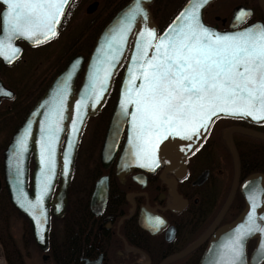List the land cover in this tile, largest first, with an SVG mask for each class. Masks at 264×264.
<instances>
[{"label": "snow or ice", "instance_id": "obj_1", "mask_svg": "<svg viewBox=\"0 0 264 264\" xmlns=\"http://www.w3.org/2000/svg\"><path fill=\"white\" fill-rule=\"evenodd\" d=\"M69 2L0 0L5 6L0 13L3 33L0 57L9 63L18 57L21 49L14 44L17 38L39 45L56 37L57 26ZM208 3L209 0H189L173 25L162 34L146 23L138 32L120 100V115L129 124L130 157L141 167L154 171L161 163L158 155L161 146L169 139L189 141L176 146L181 152L193 150L191 141L203 138L213 118L221 114L264 122V24L255 23L238 31H217L202 21L201 9ZM250 14V10L239 9L234 16V27ZM138 18L147 21L149 15L142 0H133L105 33L84 93L76 102L78 110L87 107L88 100L99 103ZM75 67L74 63L72 68ZM72 76L69 70L42 105L45 112L44 120L39 122L38 141L41 168L36 177L34 200L28 198L23 179L24 154L32 135L31 120L16 137L12 148L10 163L15 171V199L34 220L41 239L47 223L44 200L53 186L56 142L64 130L61 122L65 119V100ZM0 93L12 95L2 88ZM73 130H77L76 121H73ZM72 147L70 139L68 148ZM68 164L69 153L65 152V170ZM260 197H264V188L249 193L246 219L220 245L213 264H246L245 241L257 233L262 239L254 259L256 264L264 261V215L257 213L262 202ZM164 223L157 216L150 219L149 226L158 231Z\"/></svg>", "mask_w": 264, "mask_h": 264}, {"label": "flooded vegetation", "instance_id": "obj_2", "mask_svg": "<svg viewBox=\"0 0 264 264\" xmlns=\"http://www.w3.org/2000/svg\"><path fill=\"white\" fill-rule=\"evenodd\" d=\"M128 1L71 0L57 26L56 37L39 45L17 38L14 44L21 49L18 57L11 63L0 57V88L12 93L11 96L0 93V264H213L217 254L208 253L219 251L220 245L233 233L234 222L245 208L240 185L252 175H259L264 180V139L234 132L232 141L240 170L237 189L227 204L234 183L233 156L226 140L227 133L232 129H244L264 135V122L219 119L203 144L187 158L186 173L181 177L164 172L163 167L152 173L133 170L118 176L116 160L103 169L98 159L88 177L79 179L82 178L78 173L79 163L75 164L65 212L60 217L50 216L47 248L43 250L35 243L25 217L10 204L4 181L3 153L19 126L63 69L58 70L54 52L49 68L40 70L45 56L42 53L57 42L65 23L82 12L92 24H103L97 30L96 38L105 23ZM155 2L153 0L149 9L156 22L152 11ZM4 8L0 3V13ZM258 20L264 23V20ZM206 22L224 29V25ZM91 48L87 54L79 55L86 60ZM82 73L77 77L75 91ZM220 122L226 127L217 130L213 140L221 134L225 155L220 146L211 151L207 146L211 132ZM228 165L232 176L227 173ZM33 167L30 157L29 178ZM103 176L107 177L106 200L102 211L95 214L90 209V199L96 182ZM57 187L58 183L54 194ZM79 200L83 202L73 207L72 203ZM79 206H83L87 216L84 221L74 223L71 217ZM157 216L165 223L154 231L149 221ZM65 217L69 219L66 223L63 222ZM261 239V234L257 233L245 241L246 264H256L254 258Z\"/></svg>", "mask_w": 264, "mask_h": 264}, {"label": "water", "instance_id": "obj_3", "mask_svg": "<svg viewBox=\"0 0 264 264\" xmlns=\"http://www.w3.org/2000/svg\"><path fill=\"white\" fill-rule=\"evenodd\" d=\"M71 1V0H70ZM214 0H209V3L201 9V15H202V21H203V11L204 9L213 2ZM152 2V0H142L143 6L145 7L146 11L148 12L149 19L147 21H144L142 18H138L137 24L133 27V30L131 33H129L128 36V41L125 45V49L123 54L119 57L118 62L116 63V66L112 69V75L109 77L108 82H107V88L106 91L104 92L102 98L100 99L99 103H95L93 100H88L87 102V107H84L82 110H78L76 107V102L80 100L81 95L84 93V86L88 83V73L91 70V66L93 64L94 59L97 56V48L100 46L105 33L109 30V28L114 24V22L117 20V18L120 16V14L127 9L128 6H130L133 3V0H130L126 5H124L112 18L111 20L104 26L102 31L99 33L97 36L93 48L91 50V53L85 63L84 69H83V75H82V80L80 83V86L77 90L76 93H74V85L75 81L82 70V66L84 63V58L80 55H77L73 57L69 63L65 66V68L57 75V77L52 81L51 85L47 88L46 92L44 95L41 97V99L38 101V103L32 108L28 116L26 117L25 121L19 126L17 131L15 132L14 136L12 137V140L7 147V149L3 153V159H4V181H5V186L8 191V196L9 200L11 203V206L13 207L14 210H16L18 213L23 215L25 219L27 220L29 227H30V232L32 235V238L34 239L35 243L43 250L47 248V233H48V227H49V219L50 216H57L60 217L64 214L65 208L67 205V190L68 186L70 183L71 175H72V170H73V164H74V158H75V152L77 148V144L81 135L82 128L85 124V121L89 117L95 116L99 110L102 108L107 96L109 95L111 86H112V81L113 77L116 73V71L120 68L121 64L125 62L121 82L119 85L118 89V94H117V99L116 103L114 106V109L112 111L107 130L103 139L101 151H100V163L103 169H106L110 163L114 160L122 135L125 133V137L123 140L122 147L120 149V152L117 156L116 159V174L118 176H123L132 170H139L144 173H151L153 170H150L148 168L141 167L140 164L134 162V160L130 157L129 154V145L127 143L128 141V135H129V124L126 122L125 118H122L120 115V100L122 98V92H123V87L125 80L127 79L128 72L127 69L130 66L131 63V56L134 51V46L137 40V35L138 32L143 29L145 23L148 24L150 27H155L156 31V25L154 24L151 14L149 12L148 6ZM189 0H186L185 4L180 8V10L176 13V15L172 18V20L168 23V25L161 31L160 34H162L165 30H167L171 25H173L175 18L177 15L185 8V6L188 4ZM70 3V2H69ZM258 6L264 13V0H257ZM67 7V6H66ZM245 9L242 6H237L233 9L232 11V17L231 21L229 24V30L227 31H238L242 30L244 28L237 29V27L242 24L246 19L243 21L239 22L238 24L235 25L234 27V16L239 11V9ZM66 9V8H65ZM247 10V9H246ZM62 17V16H61ZM204 23V22H203ZM260 23V22H256ZM205 24V23H204ZM255 24V23H253ZM262 24V23H260ZM215 28V27H213ZM217 30V28H215ZM218 31V30H217ZM220 32H226V31H220ZM24 39V38H22ZM132 39V42H131ZM25 41H28L29 43L33 44L27 39H24ZM131 42V44H130ZM130 46V48H129ZM129 48V50H128ZM76 64L75 68H72L73 64ZM71 70L73 72V76L71 80L69 81V91L67 98L65 100V111H64V116L65 119L61 122L63 131L59 133V140L56 142V168H55V175L53 176L52 179V188L49 190L48 195L45 197L44 200V207L46 211V216H47V223L44 226L43 229V238L37 234V225L35 224L34 220L32 217L25 212L17 203L15 199V184H14V175L15 171L14 168L12 167L10 160L12 157V148L15 142L16 137L23 132L24 128L27 126V122L31 120L32 123V135L29 137V143H28V151L24 154V190L28 194V198L30 200H34L37 192L36 188V177L39 175L40 172V149H39V144L38 141L40 140L41 137V132H40V124L39 122L44 120V112L45 108L42 107L44 102L46 100H49L50 97L52 96L54 90L56 89L57 85L60 84L67 72ZM139 83V81L137 82ZM94 105V106H93ZM131 110V106H130ZM82 116V119H79L78 117ZM218 117H230V118H240L244 119L247 121H252L259 123L258 121L252 119L251 117H234V116H225V115H219ZM214 117V119L218 118ZM127 119H130L127 118ZM73 121H76V131L73 130ZM211 125V123H210ZM209 125V127H210ZM209 130V128H208ZM205 133L204 137L199 139V140H193L191 141L193 145V150L197 148L200 143L203 141L205 136L208 133ZM241 133V134H248L251 136H255L258 138L264 139V135L254 133V132H249L246 130L242 129H232L227 133L226 140L227 143L230 147L232 156H233V164H234V184L233 188L230 193L229 200L227 204L230 202L232 199L236 187H237V179L239 176V162H238V156L235 151L231 135L234 133ZM64 138V142L62 145V141ZM72 139L73 141V147L71 149L68 148L69 140ZM189 141H184L179 138H174V139H169L164 142V144L161 146V151L158 153V155L161 157V163L158 167L162 166L164 167V172L171 173L173 175H176L178 177H181V175H184L186 173V167H185V162L187 157L192 153L193 150H188L185 152H181L177 145H183L187 144ZM62 145V149H61ZM65 152L69 153V164L67 170L63 168V163H64V154ZM29 157H32L33 162H34V168L30 176V184L28 187V160ZM157 167V168H158ZM156 168V169H157ZM57 178L60 180V185L58 187V190L56 194L52 197L54 187L57 181ZM107 177L103 176L98 179V181L95 184L94 190L91 195L90 199V209L93 211L95 214H99L102 211V208L104 206L105 200H106V195H107V185H106ZM247 185V187H245ZM264 188V180L261 179L259 175H252L248 179H246L240 186L239 190L241 191L244 200H245V208L241 215L238 217V219L234 222L235 227L242 223L246 219V214L249 211V201L247 199L249 193L262 189ZM261 199V207L257 209L258 215H264V197H260ZM97 208L98 210H95ZM100 209V210H99ZM217 254L215 252H209L208 255H213Z\"/></svg>", "mask_w": 264, "mask_h": 264}, {"label": "rangeland", "instance_id": "obj_4", "mask_svg": "<svg viewBox=\"0 0 264 264\" xmlns=\"http://www.w3.org/2000/svg\"><path fill=\"white\" fill-rule=\"evenodd\" d=\"M181 1L182 0H156V2L152 5V11L155 13L154 15H156V23L162 27L170 16L177 10ZM256 2L257 0H216L212 6H209L205 10L206 21L214 25H224L223 28L227 29L226 25L230 22L231 11L238 5L248 7L253 11L252 20H264L262 13L258 12L256 9ZM102 25L103 24H100V26L92 24L88 18L82 14V12L78 14V17H73L67 21L57 38V42L51 44L46 53H42V55L45 56L44 58L42 57L40 70L44 71L49 68L50 64L54 60V52L57 56L58 70H61L64 67L63 65L67 60H69V58L76 55L74 53L86 54L92 46L95 35L98 32L97 30H99ZM115 95L116 93L114 91L113 98H115ZM113 98L110 99L106 110L103 112V117L101 116V119H96L91 122L82 139V143L77 153V164L79 163L80 170L78 173L80 174L79 177H82H78L79 179H86V177H88L87 174L92 170L94 163L100 158L101 144H99V130L106 116L109 121L108 117L110 116V112L112 110L111 101H113ZM225 127L226 124L224 122H220L215 126V129L211 132L210 139L208 140L209 143L207 146L210 148L208 150L211 151L219 148L220 146L225 155L226 152L224 146L222 145L221 134L219 133V136L213 140V138L216 137L215 133L217 130H220L221 128L223 130ZM229 165V171L227 173L232 176V171H230L231 168ZM14 221L16 224L19 223L17 219ZM31 264L37 263L32 262Z\"/></svg>", "mask_w": 264, "mask_h": 264}, {"label": "trees", "instance_id": "obj_5", "mask_svg": "<svg viewBox=\"0 0 264 264\" xmlns=\"http://www.w3.org/2000/svg\"><path fill=\"white\" fill-rule=\"evenodd\" d=\"M257 9V11L258 12H260V10L258 9V7L256 8ZM176 10V9H175ZM261 13V12H260ZM171 17V16H170ZM168 21V20H167ZM166 21V22H167ZM158 24V23H157ZM158 26H160V25H158ZM160 28H161V26H160ZM90 50V49H89ZM74 54H81V53H74ZM73 54V55H74ZM87 54V53H86ZM119 75H117V77L115 78V82H114V89H113V92L115 91V93H116V88H117V84H118V82H119ZM113 92H112V94L110 95V97H109V99H108V101H107V104L105 105V107L103 108V110H102V112L97 116V117H95V118H92L90 121H88L87 122V125H86V129H85V132H87V130H88V127H89V125L91 124V122H93L94 120H99V119H101L103 116H102V114H103V112L106 110V107H107V105H108V103H109V101H110V99L111 98H113L114 96H113ZM113 101H111V104L113 105V103H114V98L112 99ZM102 116V117H101ZM107 117V116H106ZM105 117V119H104V121H103V123H102V126H101V128H100V130H99V144H101L102 143V139H103V136H104V133H105V130H106V126H107V123H108V119ZM109 118V117H108ZM96 131V130H95ZM84 137V136H83ZM78 151H79V149H78ZM98 160V159H97ZM75 175V174H74ZM83 201L82 200H79V201H77V202H73L72 203V205H73V207H76L77 205V203H82ZM84 206V205H83ZM83 206L82 207H80L79 206V208H77V209H75L74 211H73V216L71 217V220H73L72 222H74V223H80V222H82V221H84L83 220V218H85L86 216H87V212L85 211V209H83ZM69 218H70V216H69ZM69 221V219L68 218H64V221L63 222H68ZM64 239V242H67L66 241V238H63ZM57 264H64L63 262H58Z\"/></svg>", "mask_w": 264, "mask_h": 264}, {"label": "bare ground", "instance_id": "obj_6", "mask_svg": "<svg viewBox=\"0 0 264 264\" xmlns=\"http://www.w3.org/2000/svg\"><path fill=\"white\" fill-rule=\"evenodd\" d=\"M91 119H89V121H90Z\"/></svg>", "mask_w": 264, "mask_h": 264}]
</instances>
